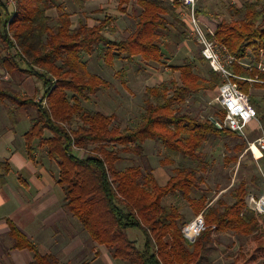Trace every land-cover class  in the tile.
Instances as JSON below:
<instances>
[{"label":"trees","instance_id":"obj_1","mask_svg":"<svg viewBox=\"0 0 264 264\" xmlns=\"http://www.w3.org/2000/svg\"><path fill=\"white\" fill-rule=\"evenodd\" d=\"M72 1L82 8L90 0ZM130 2L118 0V11L126 13ZM261 2L243 1L240 7L229 6V20L214 15L212 20L217 27L212 34L207 32L210 40L224 46L233 57V73L238 78L232 82L245 95L250 87L245 79L264 82V75L242 64L250 56V63L264 59ZM135 4L140 10L135 29L119 41L104 36L105 29L115 20L108 16L96 26L87 27L79 21L72 28L69 15L61 13L52 28V19L46 13L53 8L54 0H17L14 14L0 11V45L5 51H13L12 56L0 54V69L11 78L34 76L43 88L42 97L36 101L3 83L0 102L13 106L9 110L13 125L15 109L35 111L31 128L24 135L28 157H32L33 142L38 140L46 156L58 167V185L64 190L66 209L90 240L104 247L114 260L127 264H197L215 235L232 231L248 240L230 264H255L264 259V214L259 215L246 206L244 183L233 190L231 203L222 198L212 202L204 196L192 197L193 191L201 190L203 180L182 163L164 186L158 185L148 168L144 171L139 166H130L118 170L116 166L122 161L121 153H132L143 160L142 146L147 140L162 146V166L173 164L179 157L197 161L207 136L229 134L211 119L197 122L180 109L190 96L219 86L222 80L218 74L209 70L205 87L194 72V63L187 60L184 65L173 67L179 73V82L146 88L138 122L122 130L112 126V116L83 105L109 85L87 70L82 54L96 53L109 68L116 61L132 64L135 57L145 63H159L163 58L161 36L167 28L166 17L177 20L179 4L160 0H135ZM199 60L204 61L201 54ZM251 85L264 88L263 83ZM249 101L264 129L262 108L253 99ZM260 103L264 106V95ZM223 117L224 112L220 111L219 120ZM45 131L51 134L50 138L43 139ZM90 146L93 148L88 149ZM77 151L87 155L80 157ZM169 195L185 200L195 216L203 215L204 227L190 245L191 251L181 233L184 216L174 205L162 203ZM128 230L141 232L144 238L141 249L127 237ZM9 236L14 248L33 254L31 264H57L52 256L41 255L13 225Z\"/></svg>","mask_w":264,"mask_h":264},{"label":"rangeland","instance_id":"obj_2","mask_svg":"<svg viewBox=\"0 0 264 264\" xmlns=\"http://www.w3.org/2000/svg\"><path fill=\"white\" fill-rule=\"evenodd\" d=\"M163 1L170 3L169 0ZM223 3L224 5L222 2L221 5L219 4V15L222 19L229 20L228 2L224 1ZM261 3L264 7V0ZM84 5L79 8L72 0H54L53 8L46 13L52 19L50 26L55 28L57 17L61 13L69 15L72 25H74L72 28L77 27L79 21L87 27H92L101 22L105 16L113 17L115 20L105 29L104 36L110 40L119 41L125 39L134 31L135 22L140 12L135 0H131L126 13L118 11V0H90L86 1ZM183 18L185 19V15L178 16L177 20L166 17L168 21L167 28L161 36L163 58L159 63H145L139 57H135L132 64L116 61L109 68L98 58L96 53L90 56L82 54L81 60L87 63V70L100 76L109 85V87L92 96L90 103H83V105L107 116H112V126L122 130L130 128L138 122L144 109L143 101L146 88L163 84L168 85L170 81L179 82V73L172 70L173 67H180L187 60L194 63V72L206 87L208 85L207 72L211 68L205 60H199L200 47L192 38L190 28L183 23ZM2 47L3 45H0V54L4 55L6 52ZM5 55L12 56L13 51L10 50ZM16 59L19 62V59ZM251 60L252 56L242 61L243 66L247 69L254 67L264 75V59L259 63H250ZM3 83L10 84L13 88L9 79L0 75V85H3ZM217 89L218 86L214 90L205 89L190 96L186 103L180 106L181 113L188 115L197 122L206 119L220 121L218 113L221 110L213 102ZM246 95L259 104L264 114V106L260 103L264 95V88L250 84ZM258 119L261 126L260 117ZM250 125L252 126L251 132L255 133V137L261 131L264 132L262 127V130L258 129L257 122ZM248 140L247 138L238 139L230 133L221 136L209 135L200 147L197 161L183 160L179 157L173 164L164 166L160 164L163 158L162 146L158 142L147 140L142 146L143 160L132 153H121L122 161L117 163L116 166L118 170L130 166H139L144 171L148 168L154 178L156 177V182H164V180L174 175V169L182 163L187 168L195 170L196 176L203 180L200 185L201 190L192 193L194 199L204 196L207 201L213 202L218 198H222L227 203H231L233 190L239 184L244 183L247 189L245 198L247 206L249 198H258L264 191V169H260L262 168L259 167L260 164L256 165L251 152L248 150V143L251 142H248ZM92 148L93 146H90L88 149ZM120 148L117 147V149ZM233 148L235 151L232 150ZM241 148H243L242 151ZM253 152L255 157L260 156V152L256 147L253 148ZM86 155L87 153H83L81 156L85 157ZM233 158L239 160L238 163H235L237 160L234 161ZM162 203L164 205H174L184 216L181 223V233L189 244L188 248L191 251L190 245L195 242L200 233L192 236L187 231L188 223L196 217L191 207L178 195H169ZM126 234L131 241L137 243L139 249L142 248L144 238L140 231L129 230ZM247 240L248 237L238 235L232 231L219 233L214 236L213 242L205 246L197 264H230L237 251L246 247ZM116 263L127 264L120 260H116ZM255 264H264V259L257 260Z\"/></svg>","mask_w":264,"mask_h":264},{"label":"crops","instance_id":"obj_3","mask_svg":"<svg viewBox=\"0 0 264 264\" xmlns=\"http://www.w3.org/2000/svg\"><path fill=\"white\" fill-rule=\"evenodd\" d=\"M224 1L228 2V7H240L243 1L255 0H196L198 21L205 32L212 34L216 29L217 24L212 17L219 15V4L222 2L224 5ZM176 2L179 4L177 0L169 4L174 5ZM185 12L186 9L179 4L177 17L183 16ZM183 23L187 25L184 18ZM72 26L74 27L71 21ZM9 51L4 50L6 53ZM0 75L6 76L13 89L21 96L39 101L43 95L42 84L34 76L15 75L11 78L2 69ZM245 80L249 84H264L257 78ZM10 109L13 106L8 102H0V164L5 166L0 167V264H31L33 261L30 251L14 248L9 236L10 225L25 236L41 255L52 256L57 264H117L104 247L90 240L77 219L66 209L65 193L58 185V167L46 156L45 149L39 145L38 140L33 142L32 157H28L24 135L31 128L35 111L15 109L13 125L9 118ZM250 124L255 122L247 125L245 134L248 142H254L264 132L261 131L255 137ZM230 134L241 139L231 132ZM50 137L51 134L45 131L43 139ZM234 148L232 150L235 151ZM259 152V157H252L262 170L264 150ZM76 154L82 157L83 153L78 151ZM167 180L157 183L164 186Z\"/></svg>","mask_w":264,"mask_h":264},{"label":"built area","instance_id":"obj_4","mask_svg":"<svg viewBox=\"0 0 264 264\" xmlns=\"http://www.w3.org/2000/svg\"><path fill=\"white\" fill-rule=\"evenodd\" d=\"M173 3L175 0H169ZM181 7L186 9L185 20L190 28L191 36L200 47V54L208 63L211 70L217 73L222 82L218 86L213 102L224 112L222 120H214V124L219 128L233 133L239 138L246 139L245 129L251 122H257L261 129L259 119L256 117L250 105L247 95L242 93L232 79L238 77L233 73L234 59L227 49L218 45L208 37V33L201 27L196 13V0H177ZM17 0H0V11L5 10L10 15L16 12ZM259 151L264 150V134L254 142L248 143V150L255 157L252 147ZM252 200V203L250 202ZM247 207L258 214H264V191L258 198H249ZM203 227L202 213L195 217L187 225V231L192 235H197Z\"/></svg>","mask_w":264,"mask_h":264},{"label":"bare ground","instance_id":"obj_5","mask_svg":"<svg viewBox=\"0 0 264 264\" xmlns=\"http://www.w3.org/2000/svg\"><path fill=\"white\" fill-rule=\"evenodd\" d=\"M255 148L254 146L252 147V149ZM250 202L252 203V200L250 199Z\"/></svg>","mask_w":264,"mask_h":264},{"label":"water","instance_id":"obj_6","mask_svg":"<svg viewBox=\"0 0 264 264\" xmlns=\"http://www.w3.org/2000/svg\"><path fill=\"white\" fill-rule=\"evenodd\" d=\"M211 121L214 123V120L213 119H211Z\"/></svg>","mask_w":264,"mask_h":264}]
</instances>
